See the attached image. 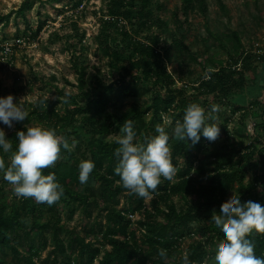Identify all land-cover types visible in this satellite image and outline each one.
<instances>
[{
    "label": "trees",
    "instance_id": "trees-1",
    "mask_svg": "<svg viewBox=\"0 0 264 264\" xmlns=\"http://www.w3.org/2000/svg\"><path fill=\"white\" fill-rule=\"evenodd\" d=\"M70 1L78 7L84 0ZM33 3L26 0L18 11L24 14ZM152 3L153 0L107 2L96 38L110 79L99 66H94L95 72L88 71L83 31L81 50L71 45L78 93L65 94L56 86L63 100L42 97L32 104L31 116L45 127L54 128L71 146L61 148L54 164L43 169L45 174H55L63 194L51 205L33 197H18L13 185L0 173V264H181L184 254L190 264H211L223 237L210 221L216 215L213 211L227 204L235 184L259 191L253 194L243 190L238 195L241 202L253 200L264 206V197H259L260 193L264 195V100L261 94H252L253 89L264 92V81L256 71L257 65L264 64V48L246 49L236 30L215 35L207 28L215 40L211 45L223 49L228 57L200 59L199 53L186 43L184 21L177 12L171 28L155 13ZM219 6L225 15L229 14L221 0ZM162 8L158 2L156 9ZM181 9L185 21L194 13L206 17L209 11L207 0H182ZM9 17L0 14V27L9 23ZM45 25L46 20H39L36 29L28 27L25 35L35 39ZM154 26H159L165 36L152 32ZM143 32L146 34L142 37ZM173 58L180 67L200 65L202 75L194 81L186 80L184 75L176 77L169 69ZM250 71L254 74L252 84L247 78ZM248 96L252 99L246 103ZM60 102L63 108L58 107ZM193 102L210 112L206 123L219 125V135L224 134L227 140L223 149L213 148L215 142L202 135L193 143L170 132L175 121L182 119L185 107ZM213 104L219 105L217 111H211ZM237 112L239 127L231 132L229 123ZM250 112L260 117L253 134H248L245 123ZM165 115L171 126L164 125ZM29 118L14 120L16 129L6 134L13 149L16 132L26 130L23 126ZM125 120L133 122L135 142L143 143L146 137L156 134L157 125L169 134L170 155L177 169L175 178L172 182L161 178L149 202L125 189L114 172L118 139L112 134L121 130ZM234 134L239 137L237 146L228 145ZM248 135L250 142L246 143L243 138ZM9 155L0 150V159L6 166ZM82 158L91 159L95 165L86 183L78 178ZM249 172L252 181L245 185ZM175 197L182 201L181 205ZM76 210L89 219L94 217L80 231L69 228L62 215L66 213L70 218ZM131 214L141 217L134 221ZM186 238L191 242L184 248ZM248 238L254 244V254L264 257V233L253 230ZM50 244L53 249L41 260ZM160 248L167 250L166 259L159 256Z\"/></svg>",
    "mask_w": 264,
    "mask_h": 264
},
{
    "label": "rangeland",
    "instance_id": "rangeland-1",
    "mask_svg": "<svg viewBox=\"0 0 264 264\" xmlns=\"http://www.w3.org/2000/svg\"><path fill=\"white\" fill-rule=\"evenodd\" d=\"M25 1L0 0V14L10 16L9 23L0 27V37L12 39L17 35H25L28 27L33 30L36 29L39 20H46V25L35 39L28 34L30 36L29 43L24 49L17 52L14 65L5 66L0 64V96L11 94L14 102L19 101L23 108L26 104L25 110L27 116L30 117L29 121L23 126L26 128L27 125L44 126L42 121L31 116L32 104H35L42 97L50 101L63 100L56 86L63 90L65 94L78 93L77 73L71 58L72 44L76 45L79 50H81V45H84L83 52L87 59L89 72H95L94 66H99L107 74V79H110L111 76L105 64L106 58L99 50V40L96 38L101 22L100 17L107 11L109 0H84L78 7H73L70 0H62L57 3L48 0H34L32 6H27L24 14H21L18 10L25 5ZM219 1L207 0L208 15L204 17L194 13L191 14L188 21L184 20L185 17L181 9L182 0H153L152 8L155 9L156 14L170 24L171 28L175 26L174 13L177 12L179 19L184 21L186 43L191 50L199 53L200 59L207 56H216L219 59L226 60L228 57L227 52L223 49L211 45L215 40L208 35L207 28H210L215 35H221L230 29L236 30L240 33L246 49L264 48V0H221L229 9L228 15L220 10ZM158 2L163 4V8L160 10L156 9ZM83 31L86 32V36L80 44V34ZM152 32L165 36L159 26H154ZM56 35L59 37H56ZM163 43L168 44L165 41ZM216 44L218 45V42ZM169 69L174 72L176 77L184 75V78L190 81H194L203 73L200 65L192 64L187 67L184 64L183 67H180L175 58L169 63ZM256 71L260 72V80L263 82L264 64L257 65ZM247 78L249 84H252L253 72H247ZM252 94H261V98L264 100V92L254 91L253 89ZM251 99L252 97L248 96L246 103H249ZM131 102L129 101V104ZM129 104H127V107ZM58 107L63 108L64 103L60 102ZM223 111L222 108L221 112ZM254 113H248L245 119L248 134L254 133V124L260 120V117ZM205 116L206 118L210 117V112L205 111ZM239 120V112L232 115V121L229 123L231 132L239 127ZM170 124L171 120L165 115L164 125ZM16 126L15 121L12 122L11 126L0 121V128L4 129L5 134L15 130ZM170 132H172V128ZM120 135H123L121 130L113 133L112 137L118 139ZM232 137V141L228 145L234 144L237 146L239 137L235 134ZM243 139L246 143L250 142L249 135ZM226 143L225 135L221 134L215 141L213 148L223 149ZM252 177V173L249 172L244 184L248 185L252 181ZM243 190L253 194L259 192L256 188L248 190L246 187L241 188L239 184H235V189L230 191L229 200L234 195L238 197ZM259 197L262 199L264 197L263 193H260ZM149 200V198L146 199L147 202ZM174 200L178 205L182 204L178 197H175ZM124 201L122 200V203ZM96 214L97 211L94 212L95 216H97ZM62 215L69 228H76L79 231L90 220L92 222L94 220V217L89 219L80 210H76L70 218L66 213H62ZM140 217V214H136L134 221ZM190 242L191 239L186 238L182 246L186 248ZM52 249L53 246L50 244L42 252L41 260H44Z\"/></svg>",
    "mask_w": 264,
    "mask_h": 264
},
{
    "label": "clouds",
    "instance_id": "clouds-1",
    "mask_svg": "<svg viewBox=\"0 0 264 264\" xmlns=\"http://www.w3.org/2000/svg\"><path fill=\"white\" fill-rule=\"evenodd\" d=\"M218 108L217 104L211 105L212 112ZM25 117L27 111L19 101L14 102L13 95L0 96V121L11 126L14 120L22 121ZM205 120V109L198 103H190L185 107L182 119L175 121L172 133L180 140L190 139L193 143L199 141L201 135L215 142L219 125ZM132 124L131 120H125L121 127L123 135L118 137V146L114 149L117 158L114 172L125 189L147 199L156 194L161 178L172 182L177 169L170 155L168 132L157 125L156 134L146 137L143 143L135 142ZM70 147L68 140L58 135L54 128L27 125L26 130L16 132L13 149L12 140L0 128V150L10 153L7 166L0 159V173L13 185L18 197H33L51 205L63 194V186L55 179L54 173L45 174L43 169L54 164L61 148ZM94 167L91 159L79 161L81 183L88 181ZM213 214L210 222L221 233L223 243L215 249L211 264H264V257L254 254V244L248 238L253 230L264 233V206L261 203L253 200L241 202L240 197L234 195ZM158 254L166 259L167 250L160 248ZM181 264H190L187 254L182 256Z\"/></svg>",
    "mask_w": 264,
    "mask_h": 264
},
{
    "label": "built area",
    "instance_id": "built-area-1",
    "mask_svg": "<svg viewBox=\"0 0 264 264\" xmlns=\"http://www.w3.org/2000/svg\"><path fill=\"white\" fill-rule=\"evenodd\" d=\"M30 39L27 35L15 36L12 39H4L0 37V64L5 66H12L15 63V56L17 52L24 49L28 45ZM260 52V49L256 50ZM135 215H130L134 220Z\"/></svg>",
    "mask_w": 264,
    "mask_h": 264
}]
</instances>
